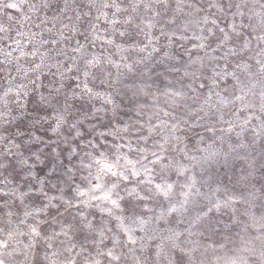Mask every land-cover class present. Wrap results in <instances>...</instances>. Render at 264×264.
I'll list each match as a JSON object with an SVG mask.
<instances>
[{"label": "snow or ice", "instance_id": "snow-or-ice-1", "mask_svg": "<svg viewBox=\"0 0 264 264\" xmlns=\"http://www.w3.org/2000/svg\"><path fill=\"white\" fill-rule=\"evenodd\" d=\"M7 9L19 18L0 19V264H264V151L252 154L264 0H0ZM168 76L149 116L140 98L158 99ZM201 159L214 163L197 179ZM233 161L231 175L215 169ZM195 206L196 239L149 227ZM221 210L229 223L208 216ZM224 228L235 238L220 242Z\"/></svg>", "mask_w": 264, "mask_h": 264}, {"label": "rangeland", "instance_id": "rangeland-1", "mask_svg": "<svg viewBox=\"0 0 264 264\" xmlns=\"http://www.w3.org/2000/svg\"><path fill=\"white\" fill-rule=\"evenodd\" d=\"M5 12L7 13V16H16L17 18H19V14L17 13V10L15 9L3 10V11H0V19L5 20V22H7V16H5L4 14ZM152 35L153 36L158 35V30L154 29L152 31ZM117 42L119 43V39L117 40ZM153 43L156 45V47H160L162 49V52L164 51L168 52L169 56H172L177 50L176 44L165 40L163 37H161L159 41L154 40ZM15 54L16 53H14V55ZM108 54L112 55V58L114 60H116L117 62H120V58L126 53L109 51ZM146 63H148L154 75L163 74L165 72V68L168 67L167 57H163L162 54H159V53H153L152 58L148 59ZM25 67L27 68V65H25ZM121 71H126V70L121 69ZM29 74L31 75V73ZM21 79H23V77H21ZM171 80H172L171 76H168L167 79H165L163 82L159 79L156 80V83L153 85V90L157 92L158 96H159V92H162L167 88V85L168 83L171 82ZM44 83L45 84L48 83L47 79L44 80ZM130 83L131 81L128 75H120L118 77V80L116 81L115 87H114V93H119V95L116 96L117 103H121V102H123L124 104L127 103V98L123 95V92L126 89V86H128ZM145 100L148 101L146 105V111H148L149 116L151 115L152 111H159L160 108L164 107L165 97L163 96H159V98L156 100H153L150 97L149 98L141 97L140 98L141 104H144ZM29 108H31V105H29ZM132 118L135 119V113H132ZM125 119L127 120L128 117H125ZM234 119L239 121L241 118L240 116H237ZM255 123L257 122L253 121V124ZM85 126L90 127L89 125H87V123L85 124ZM243 137L251 139L252 138L251 132L247 131L243 133ZM255 140L256 142L252 146V148H254L255 151L252 154L258 157L260 152L264 151V135H258L255 138ZM196 143L199 145L201 149L207 147L209 148V151L218 150V145H212L210 142H207L205 144H200V142L197 140ZM249 151L251 152L252 149L250 148ZM203 155L207 156L208 153H203ZM209 163H214V161H212L211 159H209L208 161L201 159L200 163L196 165V168L194 169V171L197 174V179H199L200 175L203 174V168H207ZM239 164H240L239 161H233L232 164L228 166L222 167L221 163H215L214 166L219 174H223L225 171H228V174L231 175V171L229 169L232 168L234 165H239ZM199 211H200V206H195L190 210V213H185L183 215L175 214L174 217H170L165 221H160L159 223L150 225L149 227H151L154 230V232H161V231L168 232L169 230H171L177 233H184L185 236H188L191 239H196V237L199 235V232L203 231V229L199 228L198 224L189 225L187 221L190 217L194 218L195 215L199 213ZM226 211L227 210L210 212L208 216L213 218L214 221H221L224 224H227L229 223V220L225 216ZM136 231L139 235H143V233L140 232L139 228H137ZM192 233H195L196 236H192L191 235ZM230 234H231V238H235V230L230 229V228H224L222 235L219 237L220 242H226L230 238Z\"/></svg>", "mask_w": 264, "mask_h": 264}]
</instances>
